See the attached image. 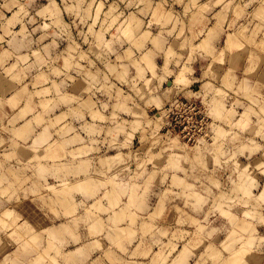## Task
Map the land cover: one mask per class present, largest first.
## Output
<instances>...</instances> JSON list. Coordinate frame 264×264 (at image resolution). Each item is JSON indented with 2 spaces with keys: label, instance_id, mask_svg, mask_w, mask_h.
I'll list each match as a JSON object with an SVG mask.
<instances>
[{
  "label": "rangeland",
  "instance_id": "374dc122",
  "mask_svg": "<svg viewBox=\"0 0 264 264\" xmlns=\"http://www.w3.org/2000/svg\"><path fill=\"white\" fill-rule=\"evenodd\" d=\"M0 264H264V0H0Z\"/></svg>",
  "mask_w": 264,
  "mask_h": 264
}]
</instances>
